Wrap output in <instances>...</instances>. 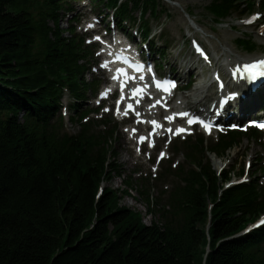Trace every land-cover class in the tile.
Wrapping results in <instances>:
<instances>
[{
	"label": "trees",
	"instance_id": "trees-1",
	"mask_svg": "<svg viewBox=\"0 0 264 264\" xmlns=\"http://www.w3.org/2000/svg\"><path fill=\"white\" fill-rule=\"evenodd\" d=\"M75 1L0 0V264H264V222L251 226L264 215V180L255 171L225 187L244 168L218 173L209 156H225L244 137H262L255 127L229 129L209 143L204 137L175 142L187 163L167 164L160 173L178 180L162 193L165 200L152 198L148 179L136 189L160 221L146 223L140 211L121 204L132 181L123 189L103 185L122 175L118 123L98 107L77 108L98 87L85 77L94 48L75 25L71 36L60 28L62 11L78 20ZM89 1L103 5L99 14L107 22L114 15L121 30L137 27L144 42L152 31L147 13L168 14L164 0ZM257 5L264 11V0H212L206 9L220 23ZM161 36L160 46L151 41L158 61L169 48ZM236 42L256 49L247 34ZM65 91L76 99V133L64 124Z\"/></svg>",
	"mask_w": 264,
	"mask_h": 264
},
{
	"label": "rangeland",
	"instance_id": "rangeland-1",
	"mask_svg": "<svg viewBox=\"0 0 264 264\" xmlns=\"http://www.w3.org/2000/svg\"><path fill=\"white\" fill-rule=\"evenodd\" d=\"M211 1L212 0H175L174 2L178 6H173L168 1L164 0L165 6L168 9V14L164 13L158 18H154L150 12L147 13V17L150 19L151 30L156 33H152L150 39H153L157 45H161L162 38L161 36L158 38V35L160 32H164L165 39H167L169 43V48L164 59L166 65L162 70V74H166L170 69L174 70L175 73L182 76L181 83L183 86L187 85L190 78L195 80V83L191 85L189 91L186 92L182 90L176 93L174 101L168 103L166 105L167 107L173 106L178 100H188L190 110H194L195 107L193 104L205 108L203 112L210 110V107L214 105L213 103H216L218 100V91L221 88L220 83L215 82L214 78H216L215 80H217V78L223 79V86H226L227 82H225V80L231 77V69L234 71L236 67V64L233 63L230 70L227 71L225 63L230 61L229 59L232 57L253 59L257 56L258 58L264 56V11L261 7L257 5L253 11L243 16H239L235 13L231 17L222 19L220 23H218L214 20L213 15L206 9V5ZM73 5L78 20L74 21L71 17L69 19L68 14L62 11L60 28H62L65 36H71L68 32L69 26L71 24L75 25L77 35L85 36L87 42L92 44V47H95L96 55L94 59L90 61V72L86 74V80L93 81V79L96 78L95 80L99 87V79L102 77L95 73L99 68H92L91 66L102 58L101 46L103 43L99 41V37H102L104 34L102 26L105 24L99 23L101 18L99 12L103 11L105 7L103 5L95 6L94 3H91L89 0H76L73 2ZM136 15L139 19L140 13L137 12ZM254 16L257 17L258 20L248 23L247 21H251ZM107 19L110 20L111 16ZM50 24L52 26L55 25L53 21H51ZM99 27H102L100 31ZM135 28L137 29V27ZM244 34L250 36L255 42L256 49L254 52H248L237 44L236 39ZM191 37L203 41L209 53V58L207 60L200 61L199 57L194 53L190 44ZM137 39L139 40V35H137ZM189 64H195L194 69L191 70V75L188 72L187 65ZM227 86L228 89L231 88V83ZM100 87L103 89L104 84H101ZM197 87L201 88L197 89ZM207 94L211 95L209 98H212L205 99L200 104H195ZM96 96L98 97V91L89 89L85 93V99L79 100L77 105L78 110L82 111L84 109L96 107L97 103L93 99V97ZM215 98H217V100ZM96 100H99V102L101 101L100 98H96ZM114 101L113 99L104 101L101 113L119 122L114 111L111 109L112 106L109 105V103L112 104ZM149 101L150 100H147L146 104H148ZM75 103L76 99L73 95L65 91L62 97V111L65 116V127L71 133H76L80 130V124L77 122L79 112H75L72 109ZM263 106L264 103H262L261 106L259 105L257 112L246 115L242 121L245 123L247 120L252 119L251 117L264 116L261 111ZM168 109L166 108L163 116L169 114ZM226 112L230 113L231 111L227 109ZM92 115L99 117L101 114ZM138 118L140 117H133L132 126L137 122ZM175 125L186 127L185 118L176 120ZM229 127L231 126H226L225 130ZM125 128L127 131H125ZM129 129L130 127L119 123L114 143L118 153V161L122 167V175H116L112 181L103 182V185L105 187L123 189L127 188L125 180L132 181L133 189H131L130 194H123L121 204L140 211L146 223H150L153 219L160 221L157 208L151 206L155 210L153 213H150L143 196L136 189L139 190L142 188V182H144V179H148V183L151 186L152 198L155 200L157 197H160L161 200H165L162 193L172 189L175 184H178V180L176 176L171 173H169L168 177L160 179V173L167 164L175 162L172 164V167L177 164V168L187 163L183 153L184 148L180 147L181 151L176 153L173 143L176 141L181 143L186 139H193L195 137H204L206 143H209L210 140L218 137L221 131L210 134L204 133L201 125H195L193 127L188 126V133L186 135L183 133L184 135L181 134L182 136H178L176 139H173L174 131H171L164 138L158 137L159 139L156 138L155 140L147 139L145 142L140 143L138 140L139 134L144 133V135L149 136V128L141 127L138 129V131L133 134L132 141L130 139L131 134ZM159 132L160 134L163 133V131ZM156 144H159V146L155 150L154 146ZM209 156L217 171H219L220 165L223 164L226 169L235 166L236 172L237 169L243 167L245 171L244 175H233V180L235 181H239L240 179L250 180L252 175L255 174V171H258L256 175L262 177L264 180V171H260V169L264 167V135L254 138L244 137L242 142L232 150H228L225 157L222 159L217 158L215 154H210Z\"/></svg>",
	"mask_w": 264,
	"mask_h": 264
},
{
	"label": "bare ground",
	"instance_id": "bare-ground-1",
	"mask_svg": "<svg viewBox=\"0 0 264 264\" xmlns=\"http://www.w3.org/2000/svg\"><path fill=\"white\" fill-rule=\"evenodd\" d=\"M173 6H178L176 3H172L168 1ZM194 27V26H193ZM227 63H225L227 67V71L229 70L230 66L233 63H246L247 61H251L250 59H240V57H232L229 59ZM233 61V62H232ZM188 70L191 71L194 69L195 64H189ZM129 85L131 93L134 92V89L136 88ZM201 87H197L199 89ZM129 95V98H127V102L131 101V98H133L136 104L135 107V116L140 117L137 119V122L132 126L134 129V133L138 131L141 127L149 128V138L151 140H154L156 138V131H163L164 134H168L171 129L172 131L175 128V120L176 116L172 117L170 115L163 116L164 111L166 110V104L164 102V97H155L154 101L152 102L151 106H148L144 103L148 98V96H143L139 101H136L134 95ZM211 95L207 94L203 99L197 101L195 104H200L205 99H211L209 98ZM151 98V97H150ZM187 98V97H185ZM217 100V98H215ZM209 101V100H208ZM206 101V102H208ZM159 102V103H158ZM205 104V103H204ZM202 104V105H204ZM201 105V106H202ZM178 108L182 107V109H190V104L188 100H178L177 105ZM194 112L197 113H203L204 109L203 107H200L198 105H194ZM205 106V105H204ZM218 106V110L216 111V107ZM216 107L214 112H212L211 116H217L221 114V118L223 117H229V118H236L238 120L243 119L246 115L254 114L257 112L258 104L255 102L253 93L245 89L243 86H239L238 88L232 89L228 86L221 87L219 93H218V100L216 101ZM227 109H230V113H227ZM178 118H180L181 114L177 115ZM188 118V117H187ZM155 121L158 123V126L154 125L152 122ZM180 129H184L183 127H179ZM185 130V129H184ZM144 134V133H141ZM139 134V136L141 135ZM138 136V137H139Z\"/></svg>",
	"mask_w": 264,
	"mask_h": 264
},
{
	"label": "snow or ice",
	"instance_id": "snow-or-ice-1",
	"mask_svg": "<svg viewBox=\"0 0 264 264\" xmlns=\"http://www.w3.org/2000/svg\"><path fill=\"white\" fill-rule=\"evenodd\" d=\"M248 23H251L252 21H247ZM98 39V38H97ZM246 68L248 69V70H253V69H257V68H260V69H264V61H260L259 63H257V64H252V65H247L246 66ZM260 75H264V71H261L260 72ZM114 78H118V77H114ZM171 86H173L174 87V85H171ZM142 92H143V90L142 89H136L135 90V94L136 95H141L142 94ZM159 103V102H158ZM129 107V110H134L133 108H132V106L131 105H129L128 106ZM117 111H119V110H117ZM125 115H127V113L125 112L124 113ZM184 115H187V114H184ZM192 121H189V123H191ZM154 125H156V122L155 121H153L152 122ZM156 126H158V125H156ZM260 127H264V125H259ZM205 127L207 128L208 127V125H205ZM168 131H172L171 129H169ZM180 131L182 132V131H184V129H180ZM145 138H141V142H143V140H144Z\"/></svg>",
	"mask_w": 264,
	"mask_h": 264
},
{
	"label": "water",
	"instance_id": "water-1",
	"mask_svg": "<svg viewBox=\"0 0 264 264\" xmlns=\"http://www.w3.org/2000/svg\"><path fill=\"white\" fill-rule=\"evenodd\" d=\"M167 1H170V0H167ZM170 2L175 3L174 1H170Z\"/></svg>",
	"mask_w": 264,
	"mask_h": 264
}]
</instances>
